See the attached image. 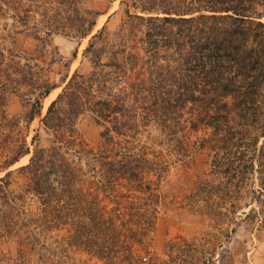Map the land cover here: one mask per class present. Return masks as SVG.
Masks as SVG:
<instances>
[{"label": "trees", "instance_id": "1", "mask_svg": "<svg viewBox=\"0 0 264 264\" xmlns=\"http://www.w3.org/2000/svg\"><path fill=\"white\" fill-rule=\"evenodd\" d=\"M119 1L127 18L115 35L118 43L108 51L91 43L92 70L58 83L48 73L62 62L59 53H51L49 64L41 59L51 38L85 39L100 14L84 0H0V19L42 45L25 63L18 55L0 62V99L15 94L28 109L9 128L17 131L21 119L30 132L40 119L31 142L29 134L16 133L21 143L1 167L29 157L18 169L29 179L24 193L12 189L13 171L0 178V235H18L28 253L38 255L37 264H47L45 231L68 227L70 235H83L80 245L104 259L111 247L98 235H117V223L136 222L126 233L140 239L125 243L130 250L142 244L156 223L169 158L188 157L200 139L199 148L225 166L216 173L227 176L229 188L246 184L254 163L264 161V0ZM59 89L42 116L43 101ZM85 114L104 126L96 147L77 132ZM42 130L50 142L41 148ZM152 134L159 143L148 142ZM26 195L37 199L38 216L25 211Z\"/></svg>", "mask_w": 264, "mask_h": 264}, {"label": "rangeland", "instance_id": "2", "mask_svg": "<svg viewBox=\"0 0 264 264\" xmlns=\"http://www.w3.org/2000/svg\"><path fill=\"white\" fill-rule=\"evenodd\" d=\"M83 5L100 14L97 26L89 37L82 40L63 35L51 38L48 53L41 59L49 64L51 53H59L62 62L52 65L48 73L53 82L59 83L75 72L86 74L92 70V60L95 59L86 53L91 43L97 50L105 51H108V45L118 43L115 35L127 18L120 1L84 0ZM98 33V38L94 39ZM40 47L42 45L27 32H18L11 21L0 19V62L4 57L18 55L25 63L24 58L37 54ZM107 58L108 54L103 56L104 61ZM60 92L61 89L54 91L43 101L42 116L47 114ZM27 111L25 103L15 94L6 93L0 99V178L13 171L10 182L16 193H24L29 182L26 173L18 170L28 164L29 157L8 170L1 167L21 143L16 133L29 134L28 142H31L40 126L37 118L28 132L20 119L15 120L17 131L9 128L14 119H19ZM76 129L91 146L100 144L104 126L91 115L81 116ZM208 134L201 132L199 137L207 139ZM202 141L199 140L188 157L179 160L177 157L169 158V168L159 188L156 223L142 244H135L132 250L128 248L125 241H136L140 235H128L126 230L138 224L120 221L117 223V235H98L102 244L107 241L111 247L107 258L102 259L85 245H80L83 235H70L67 231L70 228L66 227L61 232L45 231V235H41L50 248L44 251V261L48 264L53 257H59V264H128L129 261L132 264H264V161L254 163L255 172L249 181L244 182L246 184L236 189L229 188L227 176L216 173L223 171L225 166L217 164L214 152L199 148ZM49 142L50 136L40 131L39 147H47ZM148 142L159 143L160 138L152 134ZM263 143L264 138L259 147ZM227 188L232 189V193ZM23 207L29 216L40 213V205L32 195L25 196ZM136 237L138 239L135 240ZM28 252L30 246L20 242L18 235H0V264H37L38 255Z\"/></svg>", "mask_w": 264, "mask_h": 264}]
</instances>
